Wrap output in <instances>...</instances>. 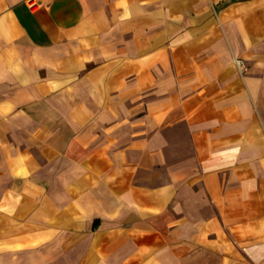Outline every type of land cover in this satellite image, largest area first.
Wrapping results in <instances>:
<instances>
[{
    "label": "crops",
    "instance_id": "1",
    "mask_svg": "<svg viewBox=\"0 0 264 264\" xmlns=\"http://www.w3.org/2000/svg\"><path fill=\"white\" fill-rule=\"evenodd\" d=\"M0 264H264V0H0Z\"/></svg>",
    "mask_w": 264,
    "mask_h": 264
},
{
    "label": "built area",
    "instance_id": "2",
    "mask_svg": "<svg viewBox=\"0 0 264 264\" xmlns=\"http://www.w3.org/2000/svg\"><path fill=\"white\" fill-rule=\"evenodd\" d=\"M236 64H237V66H238L240 69H244V68H245V65H244V63H243L242 60H237Z\"/></svg>",
    "mask_w": 264,
    "mask_h": 264
},
{
    "label": "rangeland",
    "instance_id": "3",
    "mask_svg": "<svg viewBox=\"0 0 264 264\" xmlns=\"http://www.w3.org/2000/svg\"><path fill=\"white\" fill-rule=\"evenodd\" d=\"M191 208H193V206H191Z\"/></svg>",
    "mask_w": 264,
    "mask_h": 264
}]
</instances>
